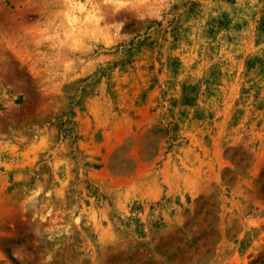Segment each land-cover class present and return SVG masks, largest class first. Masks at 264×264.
Here are the masks:
<instances>
[{
	"label": "rangeland",
	"instance_id": "1",
	"mask_svg": "<svg viewBox=\"0 0 264 264\" xmlns=\"http://www.w3.org/2000/svg\"><path fill=\"white\" fill-rule=\"evenodd\" d=\"M0 264H264V0H0Z\"/></svg>",
	"mask_w": 264,
	"mask_h": 264
}]
</instances>
